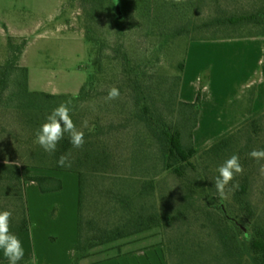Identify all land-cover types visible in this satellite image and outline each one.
I'll return each mask as SVG.
<instances>
[{
  "label": "trees",
  "instance_id": "1",
  "mask_svg": "<svg viewBox=\"0 0 264 264\" xmlns=\"http://www.w3.org/2000/svg\"><path fill=\"white\" fill-rule=\"evenodd\" d=\"M86 1L95 5L91 13L102 10L104 0ZM111 2L116 9H124L135 2L148 19L151 30L161 34L183 35L196 26L214 24L223 27L245 21H254L264 27V9L195 24V9L204 0ZM262 34L264 28L250 34L193 36L191 39ZM89 39L97 43L99 38L90 36ZM9 63L7 61V65ZM93 64L95 75L76 92L77 95L30 90L27 68L23 69V79L18 82L17 89L7 92L11 72L7 65L0 70V210L12 213L10 231L32 226L25 190L27 180L36 181L42 192L63 186L62 179L55 176L25 174L23 167L31 165L78 173V233L71 264H85L84 259L97 250L120 251L122 244L132 238L150 239L149 244H161L166 264H264V179L259 186L262 195L253 199L250 194L255 181L259 180L254 173H261L264 159L257 161L249 156L253 149H264V144L259 143L264 109L207 145L195 148L193 129L198 122L201 89L208 80L207 73L201 79L196 100L185 101L179 97L185 63L178 64L177 100L171 101L176 102V109H179L178 123L169 129L163 126L156 134L153 131L147 133L142 127L145 123L156 130L160 125L154 121H160V118L139 72L130 68L110 73L102 68L99 57ZM112 87L118 88L121 95L108 101L105 98ZM69 99L72 100L70 115L76 127L84 132V144L80 148L73 147L65 133L57 150L48 153L36 142V132L52 110ZM187 124L191 141L188 146L183 141V128ZM134 127L138 128L137 133L142 138L151 137L146 143H151L156 152L160 149L167 170L181 178L184 193L176 206L166 208L164 201L159 203L156 190L160 180L156 174L147 179L126 178L133 170L148 168L137 156L144 154L147 144H139V150L134 154ZM153 138L161 144L157 145ZM11 148L16 152L12 153ZM62 154L68 155L72 163L70 168L58 166L57 160ZM232 154L239 155L243 172L236 174L225 188L226 192L235 189L231 199H222L214 184L219 174H215V168ZM158 163L159 160L150 167L156 171ZM92 179L100 181L96 195L90 192ZM233 185L238 186L233 188ZM158 236L160 238L156 240ZM0 264H8V260L0 261ZM19 264L34 262L23 258Z\"/></svg>",
  "mask_w": 264,
  "mask_h": 264
},
{
  "label": "rangeland",
  "instance_id": "2",
  "mask_svg": "<svg viewBox=\"0 0 264 264\" xmlns=\"http://www.w3.org/2000/svg\"><path fill=\"white\" fill-rule=\"evenodd\" d=\"M94 7L95 5L86 0H0V70L5 69L7 61H10L7 69L11 72L8 76L7 92L17 89L18 82L23 79V69L27 68L30 90L61 94L76 93L95 75L93 63L95 58L99 57L102 68L110 73H118L124 69L128 71L130 68L139 72V75L142 76L141 82H143L148 92L149 100L154 104L156 113L160 118V121H154V123H159L160 127L158 129L155 130L145 125V123L142 127L147 130V133L153 131L158 134L163 126L168 129L177 126L179 109H176V102L173 104L171 101L177 100L178 85L176 77L180 74L178 64L181 61L185 63L189 42L200 40L191 38L193 36L222 34H250L264 28L263 25L257 22L245 21L238 24L224 25L223 27H216L214 24L211 26H196L183 35L171 32L161 34L151 30L148 19L141 14L135 2L124 9H116L111 0H104L102 10L91 13ZM263 9L264 0H204L195 9L194 21L195 24H201L204 21H211L222 16L257 12ZM90 36L98 37L97 43L91 42ZM262 37H264V34H262ZM19 48H22L21 53ZM17 54L20 55L15 58ZM184 71L185 65L181 82ZM206 73L208 74V80L205 85L209 82V71L203 72L201 76L202 79ZM239 73L238 71L231 72L232 78H238ZM246 74L244 72L243 76ZM254 79L252 78V81ZM200 84L201 80L198 93ZM205 85L201 89V107L198 122L193 129L192 143L194 144L195 140L197 143L209 140L203 144L205 146L247 117L264 109L263 107L251 112L252 114L239 122L237 118L239 119L241 113L245 112L244 109L240 110L241 113L237 112L235 116L230 113L229 109H224L222 104H216L202 112V90ZM238 89L235 80H233L231 99L236 97ZM262 103H264V82L258 103L255 106L258 107ZM260 123L263 130L261 131V141L259 143L264 144V118ZM225 126L227 129L221 132V129ZM134 128L132 139L136 148L134 154H136L139 150V144L146 143L147 140L151 141V137L142 138L143 136H139L137 133L138 128ZM183 133L184 144L188 146L191 143L188 124L183 128ZM259 143H257V147ZM146 144L144 154L137 156L143 159V164L148 165V168L144 171L133 170L126 178L129 177L132 180L134 178L147 179L151 177L150 175L156 174L160 180L156 190L159 203L164 201L166 208L169 206L172 208L180 202L183 196L182 180L171 170H167L164 164L165 156H161V150L157 149V153L156 148L151 143ZM158 144H161L159 140H157ZM13 147H15V144H13ZM11 152L15 153L16 151L11 148ZM158 160L160 163L156 165V171H154V168H151L150 165H154L155 161L158 162ZM36 167L25 165L23 172H29L36 169ZM25 168L26 170H24ZM217 169L215 168V174H218ZM63 171H67L68 176L78 178V173L75 171ZM188 171L191 172V170ZM254 175L259 180L255 181V187L250 194L254 197L253 199H257L262 195L259 186L262 184L264 174L256 172ZM249 176L251 177L250 173ZM72 178L67 177L68 186ZM92 180L94 183L90 187V192L96 195L99 192L100 181L99 179ZM28 181L31 180L25 182V190ZM33 183L36 185L35 181ZM234 192L235 189H231L230 192L225 191V199H231ZM57 207V205L52 204L50 211L55 214ZM28 211L31 219L29 203ZM31 221L32 226L25 230H31L34 225L32 219ZM155 238L159 240L160 236ZM150 242V239L126 242L121 250L129 251L148 245ZM119 252L117 249L103 252L97 250L84 259L85 264H89L96 259L113 256L116 253L118 255ZM29 259L36 264L34 258L29 257Z\"/></svg>",
  "mask_w": 264,
  "mask_h": 264
},
{
  "label": "crops",
  "instance_id": "3",
  "mask_svg": "<svg viewBox=\"0 0 264 264\" xmlns=\"http://www.w3.org/2000/svg\"><path fill=\"white\" fill-rule=\"evenodd\" d=\"M184 65L185 73L181 82L180 97L185 101L195 100L201 76L203 72L209 71V82L202 90V112L216 104H222L224 109H229L235 116L244 109L245 112H240L241 117L237 118L239 122L252 114L251 112L264 107V103L255 106L264 82L262 35L219 36L192 40L188 44V55ZM234 71L240 72L238 78H232L231 72ZM244 72L247 73L245 76H243ZM252 78H255L254 81ZM233 80L239 89L236 97L231 99ZM226 129L225 126L221 132ZM208 141L197 143L195 140L193 146L200 148ZM25 173L61 177L63 187L60 190L42 192L36 181V185L32 180L26 183L30 216L34 225L31 230L11 231L22 242L25 250L23 258L32 257L36 264H71L78 231V178L68 176L67 171L38 167ZM67 177H73L69 184L70 188ZM52 204L58 206L55 214L50 211ZM133 240L135 239L126 242ZM6 260L0 250V261ZM89 264H166V261L161 244L155 243L129 251L120 249L118 255L116 253L113 256L96 259Z\"/></svg>",
  "mask_w": 264,
  "mask_h": 264
},
{
  "label": "clouds",
  "instance_id": "4",
  "mask_svg": "<svg viewBox=\"0 0 264 264\" xmlns=\"http://www.w3.org/2000/svg\"><path fill=\"white\" fill-rule=\"evenodd\" d=\"M180 3L181 0H174ZM73 95H77L73 93ZM119 89L112 87L108 90L106 100H114L119 97ZM72 100L62 101L52 112L46 117L45 121L40 125L36 132V142L48 153H54L57 150L58 143L67 133L71 144L75 148H80L84 144V132L78 129L74 124L70 115L69 105ZM249 156L257 161L264 159V149H253L249 152ZM60 167L70 168L72 166L68 155L62 154L57 160ZM218 176L214 180L215 188L219 196L225 198V188L233 180L236 174L243 172V166L240 163L238 154H232L217 169ZM260 171L264 174V165ZM238 185H233V188ZM12 213L9 210H0V250L4 257L7 258L8 264H19L23 259L25 250L20 238L10 231L9 221ZM247 236V233L245 234ZM250 238V237H248Z\"/></svg>",
  "mask_w": 264,
  "mask_h": 264
}]
</instances>
